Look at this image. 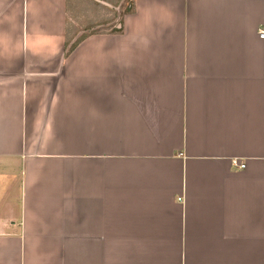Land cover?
Here are the masks:
<instances>
[{"label":"crops","instance_id":"0c3cea01","mask_svg":"<svg viewBox=\"0 0 264 264\" xmlns=\"http://www.w3.org/2000/svg\"><path fill=\"white\" fill-rule=\"evenodd\" d=\"M69 20L0 0V264H264V0Z\"/></svg>","mask_w":264,"mask_h":264},{"label":"rangeland","instance_id":"374dc122","mask_svg":"<svg viewBox=\"0 0 264 264\" xmlns=\"http://www.w3.org/2000/svg\"><path fill=\"white\" fill-rule=\"evenodd\" d=\"M73 0L69 4L70 37L92 33H112L114 26L121 22L122 16L130 11L132 0H112L92 7Z\"/></svg>","mask_w":264,"mask_h":264},{"label":"trees","instance_id":"16d2710c","mask_svg":"<svg viewBox=\"0 0 264 264\" xmlns=\"http://www.w3.org/2000/svg\"><path fill=\"white\" fill-rule=\"evenodd\" d=\"M71 1H73V0H68V9H69V4H70ZM105 2L108 3V4H111V3H112V0H106ZM131 7H132V4H131ZM120 23H121V22H120ZM120 23H119V24H120ZM69 29H70V28H69V26H68V29H67V32H66L68 38H70V30H69ZM119 30H120V29L115 28V31H119Z\"/></svg>","mask_w":264,"mask_h":264},{"label":"built area","instance_id":"2783aa9c","mask_svg":"<svg viewBox=\"0 0 264 264\" xmlns=\"http://www.w3.org/2000/svg\"><path fill=\"white\" fill-rule=\"evenodd\" d=\"M260 37H261V38H264V30H263V31H260ZM234 165H235V166H239V167H241V168L244 167V165H238L237 163H235Z\"/></svg>","mask_w":264,"mask_h":264}]
</instances>
